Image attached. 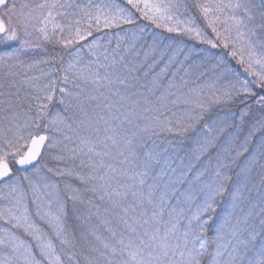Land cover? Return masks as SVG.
I'll list each match as a JSON object with an SVG mask.
<instances>
[{"label":"snow or ice","instance_id":"obj_1","mask_svg":"<svg viewBox=\"0 0 264 264\" xmlns=\"http://www.w3.org/2000/svg\"><path fill=\"white\" fill-rule=\"evenodd\" d=\"M0 264H264V0H0Z\"/></svg>","mask_w":264,"mask_h":264}]
</instances>
